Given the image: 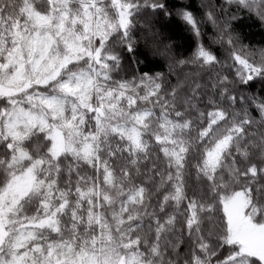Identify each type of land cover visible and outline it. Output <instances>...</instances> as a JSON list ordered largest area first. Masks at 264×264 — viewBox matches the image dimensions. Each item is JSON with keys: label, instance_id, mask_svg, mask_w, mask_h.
<instances>
[{"label": "clouds", "instance_id": "clouds-1", "mask_svg": "<svg viewBox=\"0 0 264 264\" xmlns=\"http://www.w3.org/2000/svg\"><path fill=\"white\" fill-rule=\"evenodd\" d=\"M0 77V264H264V0H0Z\"/></svg>", "mask_w": 264, "mask_h": 264}, {"label": "snow or ice", "instance_id": "snow-or-ice-1", "mask_svg": "<svg viewBox=\"0 0 264 264\" xmlns=\"http://www.w3.org/2000/svg\"><path fill=\"white\" fill-rule=\"evenodd\" d=\"M2 79L3 77H0V81H2ZM10 84H14V81H10ZM15 194H16L15 190L10 189V190L5 191L3 194H0V199L6 200L9 195H15ZM4 211H5L4 207L0 206V225L3 224L4 218H5Z\"/></svg>", "mask_w": 264, "mask_h": 264}]
</instances>
